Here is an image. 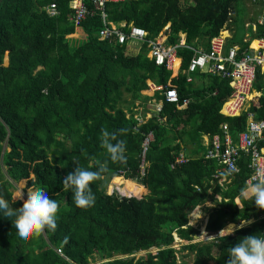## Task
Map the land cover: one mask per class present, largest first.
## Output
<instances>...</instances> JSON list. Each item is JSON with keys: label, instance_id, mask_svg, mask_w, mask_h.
<instances>
[{"label": "trees", "instance_id": "trees-1", "mask_svg": "<svg viewBox=\"0 0 264 264\" xmlns=\"http://www.w3.org/2000/svg\"><path fill=\"white\" fill-rule=\"evenodd\" d=\"M52 1L58 6L55 16L46 12ZM241 1L124 0L108 7L110 20L126 23L124 31L137 25L153 38L169 25L167 44L179 43L185 34L186 45L177 49L181 70L171 77L145 54L125 55L124 44L115 38L99 39L104 26L99 12L77 28L69 0H0V195L11 204L16 183L26 181L27 189L41 187L59 203L56 230L30 239L18 237L15 217L0 213V264H187L183 257L189 253H194L192 264H226L230 246L264 232V210L241 195L251 173L246 154L224 186L214 177L223 166L205 156L206 135L221 133L223 123L234 136L246 127L245 115L220 113L232 92L229 79L205 74L208 84L196 85L200 75L194 73L188 82L184 73L193 55L189 46L206 48L232 21ZM85 3L93 8L90 0ZM258 25L256 36L264 32V23ZM146 78L175 87L180 100L190 102L180 109L156 93L162 109L147 117L151 97L141 92ZM255 87L263 93L251 103L258 101L255 115L264 119L259 71ZM136 100L144 104L142 122L135 117ZM101 129L128 130L117 137L126 142L125 163L111 161L101 147ZM182 147L189 161L172 167ZM74 157L91 171L107 166L91 185L95 204L87 209L76 207L71 189L63 190V179L76 167ZM120 175L136 180L142 195L109 192ZM22 204L17 200L12 207ZM197 206L204 207L207 231H220L234 220L239 227L226 238L197 240L199 230L189 224ZM174 233L183 240L178 248ZM181 251L187 254L179 262Z\"/></svg>", "mask_w": 264, "mask_h": 264}, {"label": "built area", "instance_id": "built-area-1", "mask_svg": "<svg viewBox=\"0 0 264 264\" xmlns=\"http://www.w3.org/2000/svg\"><path fill=\"white\" fill-rule=\"evenodd\" d=\"M122 1L124 0H90V3L93 5V8L90 9L85 3V0H69V6L72 9L70 19L73 20L77 27L89 15H94L99 12L104 24L99 30V39L111 41L115 38L120 44L132 38L141 39L150 48V54L156 64L173 69L178 46H185L186 43L182 41L179 44L167 45L165 44V40L167 39L166 35L162 34L154 38H149L146 29L132 24L127 26L128 31H124L122 28L126 26V23L122 22L118 26L109 19L107 11L110 5L118 4ZM261 1L264 4V0ZM57 7L56 1H52L46 5V12L50 16H55L59 13ZM263 20L264 18L261 17L259 22L263 23ZM189 47L193 51V55L190 58L187 68L184 70V73L187 75V81L192 82L194 80L193 74L196 72H200L201 74H218L228 78L232 92L222 103L220 113L226 116L245 115L247 120L245 129L238 132L235 136L231 132L228 123H223L221 133L206 135V158L215 159L223 166V170H218L214 177L220 186L229 183L235 174L240 171L239 161L243 154H246L248 157V166L251 168V173L246 182H254L253 177L256 176L257 172H264V119L256 117V111L253 107L255 102L247 104L246 100L255 89L258 71L263 75L264 81V33L258 39L257 46L251 45L243 49L236 45L226 49V36L222 32L211 37L207 49ZM147 87L148 91L146 90V92L148 94L153 95L159 93L165 97L167 102L175 103L177 108L181 109L186 107L190 102L188 98L181 101L175 87L153 82H149ZM156 101L153 112L159 113L162 109L163 101L162 99H156ZM153 112L148 113V117ZM135 117L142 122L141 115H135ZM151 139L152 135L149 134L143 143V153H145ZM188 161L189 157L186 155L185 148L182 147L171 165L174 167L177 164H183ZM141 167L143 173V165ZM230 167H234L235 171H230ZM117 177L123 176L120 175ZM217 197L221 199L219 195ZM198 211H201L200 206H197L190 213L189 224L194 225L191 218ZM205 222L207 223V217ZM174 236L175 244L183 241L176 233H174ZM261 236H264V232ZM197 240L203 239L199 238ZM175 247H180V244ZM153 249L156 248L153 247L151 251ZM143 252L145 251H141L139 254Z\"/></svg>", "mask_w": 264, "mask_h": 264}, {"label": "clouds", "instance_id": "clouds-1", "mask_svg": "<svg viewBox=\"0 0 264 264\" xmlns=\"http://www.w3.org/2000/svg\"><path fill=\"white\" fill-rule=\"evenodd\" d=\"M127 131V129H119L117 132L109 133L107 130L101 129V147L106 149L113 162H126V142L117 137L118 134L123 135ZM73 163L76 167L63 179V190L71 189L76 207L90 208L95 204V194L91 185L102 179V173L107 171V166L105 163H101L97 171H91L80 166L75 157ZM230 171H235V168L230 167ZM253 180L254 182H248L241 189V195L245 199L253 200L258 209L264 210V172L258 171ZM17 200L23 201L22 206L13 208L12 204ZM58 212L59 203L50 198L41 187L28 188L26 199L21 191L19 195L13 197L11 204L3 195H0V213H3L5 218L15 217L14 221L11 220L21 239L39 237L46 229L55 231L58 226ZM243 226L240 225V227ZM233 231L234 229L230 227L222 229L218 237L226 238ZM227 253L226 264H264V236L254 234L242 237L234 246L227 249Z\"/></svg>", "mask_w": 264, "mask_h": 264}, {"label": "crops", "instance_id": "crops-1", "mask_svg": "<svg viewBox=\"0 0 264 264\" xmlns=\"http://www.w3.org/2000/svg\"><path fill=\"white\" fill-rule=\"evenodd\" d=\"M252 2H256L257 4L258 3H260L263 7H264V4L262 3V1L261 0H251ZM247 2H250L249 0H247ZM251 3V2H250ZM251 4H253V3H251ZM252 15V18H251V20H252V22H251V24H249V22H247V24H246V27H250V26H252V28H253V32L251 33V35H248V34H246V37L245 38H243L242 40H241V42H235L234 40H229L230 38L231 39H233L232 38V36H231V34H230V32H229V30H230V27H231V23H232V21H230V23L227 25V27H225L224 29H222L220 32H222L225 36H226V49L228 48V47H230V46H233V45H236V46H238L239 48H241V49H243V48H248V47H250L251 45H254L255 46V44L256 43H258V39L260 38V36L261 35H258V36H256V33L258 32V28H259V25L258 24H263L264 23V20H263V23H260L259 22V19L261 18V17H263L264 18V10H259L258 12L256 11V13L255 14H251ZM112 21V20H111ZM114 22V21H113ZM168 26L169 25H167V26H165L164 28H163V30L157 35V36H159V35H166V37H167V33H166V31H167V29H168ZM220 32H219V34H220ZM264 33V32H263ZM262 33V34H263ZM156 36V37H157ZM154 38V37H153ZM211 39V38H210ZM182 41H184L185 43H186V41H185V34L184 33H182V34H180V41H179V43L180 42H182ZM179 43H176V44H179ZM124 44V53H125V55H130V56H137V55H139V54H145V56L148 58V59H150V60H153L154 62H155V60H154V58L151 56V54H150V48L147 46V44L145 43V42H143L141 39H138V38H132V39H129L128 41H126L125 43H123ZM165 44H167V39L165 40ZM209 44H210V40L208 41V46L205 48V49H207L208 47H209ZM167 45H171V44H167ZM138 46V47H137ZM137 47V49H136V51H135V53H129L128 52V50L129 49H135ZM197 48H203L204 49V47H198L197 46ZM178 49V48H177ZM155 64H156V62H155ZM156 65H158V64H156ZM181 65H182V63H181V58L179 57V54H178V51H177V55H176V59H175V62H174V68L173 69H168L166 66H165V68L167 69V70H169L170 72H171V77H175L178 73H179V71L181 70ZM158 66H160V65H158ZM161 66H164V65H161ZM138 75H142V71H138ZM198 75H200L198 78L199 79H195L196 77L194 76V79L195 80H198L197 81V84L196 85H198V82H203L205 85H207L208 84V82H209V80L208 79H206L205 77H203V75H205V74H201L200 72H197V76ZM210 75H218V74H210ZM221 76V75H220ZM201 78V79H200ZM225 78V77H224ZM144 79H142V81H143ZM145 86L141 89V92L143 93V94H145V95H149L151 98H150V100H149V102H148V104H147V110H148V108H149V110H150V112L148 111L147 112V117H148V113H151V112H153L154 111V108H155V105H156V97H155V94H153V95H150V94H148L147 92H146V90L148 91V84H149V82H153V83H156L154 80H152V79H150V78H146L145 80ZM140 84H141V82H140ZM156 84H160V83H156ZM255 89H256V87H255ZM254 89V90H255ZM261 91V90H260ZM253 92V91H252ZM158 94V93H157ZM163 96V95H162ZM155 99V100H154ZM162 99V98H161ZM140 102V100H136V109H138V113L137 114H135V115H141L142 114V112L144 111V104H140L139 103ZM257 103H258V101L257 102H255V105L253 106L254 108H256L257 107ZM261 110V109H260ZM260 114H262V111L260 112ZM204 140H205V144L207 143V136H205L204 137ZM206 147H207V145H206ZM126 180V179H125ZM132 180H134V179H132ZM113 181V180H112ZM136 181V180H135ZM122 183V182H121ZM146 188V187H145ZM138 191H140L141 193H142V187H141V185H140V187L138 188ZM137 191V192H138ZM205 224H206V222H205ZM228 224L229 225H233V224H231L230 222H228ZM227 226V225H226ZM225 226V227H226ZM234 226V225H233ZM224 227V228H225ZM239 226H235V228H233L234 230L236 229V228H238ZM234 232V231H233Z\"/></svg>", "mask_w": 264, "mask_h": 264}, {"label": "rangeland", "instance_id": "rangeland-1", "mask_svg": "<svg viewBox=\"0 0 264 264\" xmlns=\"http://www.w3.org/2000/svg\"><path fill=\"white\" fill-rule=\"evenodd\" d=\"M249 1L253 4H251L250 2H247V0H242L239 4V8L234 13V15L232 17L231 27L229 30L233 39L230 38L229 40H234L235 42H241V40L246 37V34L251 35V33L253 32L252 26L246 27V24H247V22H249V24H251V22H252V20H251L252 15L251 14L252 13L255 14L256 11L258 12L260 9L264 10V7L260 3L257 4L256 2H252L251 0H249ZM256 89H258V88H256ZM126 96H128V95H126ZM27 184L28 183L26 181L17 182L16 188L14 189L13 197H16L17 195L20 194L21 191H23L24 198L26 199L27 198V187H26ZM139 187H140V185L135 181H132L130 179L125 180L124 177H115L113 179V181L111 182V184L109 185L108 190H109V192L117 190L119 193H121L123 195H125L124 193L130 191V192H134L138 195V193H139L138 188ZM144 193H143V195H144ZM140 194L142 195V193H140ZM141 195H139V196H141ZM211 204L212 203L210 201L207 202V205H211ZM204 213H205L204 207L202 206L201 211L200 212L198 211L196 213V215L191 218V220L194 222V226L196 228H198L199 234H201V236L199 237L201 239H202V234H203L202 230H204L203 228H205V220H206V215H205L206 213L205 214ZM230 223L234 225V226L232 225L233 228H235V226H239V224H237L235 222V220L230 221ZM241 224H243V223H241ZM226 225L228 226L229 224L227 223ZM203 241H205V240H203ZM175 246H179V244L176 243ZM155 251H156V249H153L152 252L154 253ZM182 253L185 255V254H187V251H184V252L181 251V253H179L180 254V257L178 260L179 262H181V260H182V257H181V255H183ZM145 254L146 253L143 252L139 255L144 256ZM183 258L185 261H187L186 262L187 264H192V261L194 258V253H189L188 255L184 256ZM94 261H96V260H94Z\"/></svg>", "mask_w": 264, "mask_h": 264}, {"label": "bare ground", "instance_id": "bare-ground-1", "mask_svg": "<svg viewBox=\"0 0 264 264\" xmlns=\"http://www.w3.org/2000/svg\"><path fill=\"white\" fill-rule=\"evenodd\" d=\"M261 93H263V91L260 92V90L255 89L252 94L250 96H248L246 103L249 104L251 103L252 98L261 95ZM120 188V187H119ZM122 189V188H121ZM195 215V214H194ZM206 228L204 230H202V239L205 241L211 240V239H215L218 237L219 232L221 231H217V232H209V231H205ZM212 233V234H211Z\"/></svg>", "mask_w": 264, "mask_h": 264}, {"label": "water", "instance_id": "water-1", "mask_svg": "<svg viewBox=\"0 0 264 264\" xmlns=\"http://www.w3.org/2000/svg\"><path fill=\"white\" fill-rule=\"evenodd\" d=\"M130 196H131V195H130ZM199 237H200V234H195V235H194V238H195V239H199Z\"/></svg>", "mask_w": 264, "mask_h": 264}]
</instances>
